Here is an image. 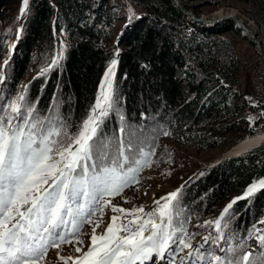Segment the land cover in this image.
<instances>
[{
  "label": "trees",
  "instance_id": "1",
  "mask_svg": "<svg viewBox=\"0 0 264 264\" xmlns=\"http://www.w3.org/2000/svg\"><path fill=\"white\" fill-rule=\"evenodd\" d=\"M181 2L201 15L199 8ZM19 4L0 0V55L4 42L20 28L16 50L4 67V86L12 92L37 54L39 67L48 70L23 93L39 118L54 119L51 114L57 111L56 121L64 131L81 127L101 97L106 69L116 59L114 103L100 125L98 142L115 144L123 126L143 133L145 148L155 145L165 131L176 142L211 148L225 133L245 130L247 120L239 113L249 103L238 89V60L220 49L231 28L242 31L233 20L206 24L187 15L174 0H29L18 24L13 13ZM133 4L142 12L133 11ZM119 20L114 38L111 27ZM261 179L264 144L196 174L182 192L181 213L194 215L198 223L216 218L215 211ZM175 212L182 218L180 210ZM263 218L264 189H258L233 204L220 230L233 220L235 234L247 235L241 225ZM204 225L210 229L212 220Z\"/></svg>",
  "mask_w": 264,
  "mask_h": 264
},
{
  "label": "snow or ice",
  "instance_id": "2",
  "mask_svg": "<svg viewBox=\"0 0 264 264\" xmlns=\"http://www.w3.org/2000/svg\"><path fill=\"white\" fill-rule=\"evenodd\" d=\"M28 3L23 0L21 15ZM7 64L5 60L4 66ZM116 64L113 59L105 72L100 99L74 135H68L58 121L35 115L34 106L25 99L26 91L0 105V264H41L50 247L59 249L61 244L70 243L69 236L85 222L93 223L91 217L111 203L104 197L118 195L130 183L138 182V173L149 164L152 153L144 151L145 140L138 130L121 126L111 149L98 142L100 125L114 103L111 89ZM104 88L109 91L104 93ZM258 189H264V179L251 184L244 196L236 199L250 197ZM179 191L162 198L166 201L163 206L157 202V211L131 210L134 218L126 224H117L120 217L113 216L104 233L97 235L93 228L87 251L77 247L80 256L60 259H74V264H144L153 254L164 259L166 251L176 245L181 252L189 249L187 258L192 264H264V251L257 257L243 244L223 249L231 258L193 249L183 238L185 228L173 225L172 202ZM235 202L229 203L223 214ZM113 211L129 210L113 207ZM215 227L220 230V219ZM177 233L182 235L177 238ZM257 239L264 246V235Z\"/></svg>",
  "mask_w": 264,
  "mask_h": 264
},
{
  "label": "rangeland",
  "instance_id": "3",
  "mask_svg": "<svg viewBox=\"0 0 264 264\" xmlns=\"http://www.w3.org/2000/svg\"><path fill=\"white\" fill-rule=\"evenodd\" d=\"M181 1L188 3L191 7L199 8L202 10L200 16H205L208 19L220 14L233 12L250 25L256 37L258 36L261 41H264V34L261 30L264 26V0ZM206 2H211L212 5H208ZM22 7L23 0H20L19 7L13 13L18 24L23 21L22 17L24 13L21 15ZM132 10L137 13L142 12V9L136 4L132 5ZM189 10L193 11V8ZM120 25L121 21L119 20L115 21L111 27L114 38H116ZM19 34L20 28L16 30L15 34L7 38L1 48L0 72L3 73L4 80L6 78L4 61H9L16 50ZM261 44L264 51V43L261 42ZM220 49L226 56L238 60L240 69L238 89L250 104L242 106L243 101H239V105L242 106L239 114L240 116H245L247 120L243 125L245 130L225 133L224 139L217 146L211 148H201L197 143L186 144L176 142L169 135H163L153 146L144 147V151H150L152 155L149 157V164L143 167L138 173V182L130 183L118 195L104 197L105 200H110L111 203L103 207L102 212L97 211L91 217L93 223L89 224L85 222L79 228L78 232H76V235L69 239L71 241L70 243L65 242L61 244L59 249L50 247L48 254L41 261V264H74V259L73 261L68 259L61 260L60 257L75 258L80 256L81 253L75 251L77 247H80L83 251H87L91 243L94 227L96 234L100 235L105 232L108 225L112 222L111 218L113 216L120 217L117 224H126L129 219L134 218L130 214V211L133 209L143 208L144 213L157 211V202H159L160 206H163L166 201L162 198L167 197L168 194L177 190H180L178 197L172 203L175 206V210H180L179 214L182 215V218L174 211L173 225H182L185 228L186 235L183 238L190 241L193 249H199L205 255H221L227 258H231V253H227L223 249H227L229 246H235L236 244H243L246 248H250L254 255L258 257L264 251V247L257 239L258 236L264 235V218L251 225H245L244 227L241 225L242 228L249 232L247 235H243L244 233L241 235L235 234V230L232 227L233 220H229L228 223L224 224V229L220 231H217L215 227L216 220L220 219L222 222L224 208L233 200H242L236 198L243 197L245 192L240 196L234 195L222 207L219 206L218 209L221 208L213 214L216 218H210L207 221L198 223L194 215H189L186 212L181 213V210L185 207L181 200L182 192L196 174L227 156L245 152L260 144H264V63L256 50V44L243 30L239 31L236 28H231L223 35ZM40 59L37 54H34L32 58L33 63L30 65L29 71L18 79L12 92L6 89L4 82L0 83V105L7 98L11 97L14 99L17 95L22 94L29 83H32L34 79L41 76L40 73H42L43 68H40L38 65ZM103 82L104 78L99 85L100 95L102 94L101 85ZM108 91L109 89L107 88L103 89L104 93ZM230 108L232 109L233 106H230ZM51 115H53L54 121H56V117L60 118L57 111ZM79 129L80 127H74L73 130L71 129L72 131L67 133L68 135H74ZM113 144L111 143L109 147L111 148ZM75 147L74 145L73 150H75ZM113 207H119L129 211L123 213L115 212L113 211ZM144 213H136V215L143 216ZM211 220L212 225L209 229L204 224L206 222L211 223ZM97 223L99 224L98 227H96ZM181 235V233H177V238ZM206 237H211V239L206 241ZM188 251L189 249H185L181 252L176 245H172L166 251L164 259L153 254L152 259L148 260L146 264H173V262L174 264H192V261L187 258ZM156 260L159 262H155ZM202 264H210V261H204Z\"/></svg>",
  "mask_w": 264,
  "mask_h": 264
},
{
  "label": "water",
  "instance_id": "4",
  "mask_svg": "<svg viewBox=\"0 0 264 264\" xmlns=\"http://www.w3.org/2000/svg\"><path fill=\"white\" fill-rule=\"evenodd\" d=\"M175 4L182 9L187 15L190 17H193L194 19H197L199 21L205 22L206 24H216L219 23L225 19H231L233 20L237 26H239L244 33H247L251 40L256 44V50L258 51L263 63H264V51L262 44L259 42L257 37L255 36V33L249 28V25L243 21L241 18H239L237 15H235L232 12L225 13L223 15H219L216 17H212L210 19L206 18L205 16H197L193 11L187 9L182 3L181 0H174Z\"/></svg>",
  "mask_w": 264,
  "mask_h": 264
},
{
  "label": "bare ground",
  "instance_id": "5",
  "mask_svg": "<svg viewBox=\"0 0 264 264\" xmlns=\"http://www.w3.org/2000/svg\"><path fill=\"white\" fill-rule=\"evenodd\" d=\"M233 13V12H232ZM235 14V13H234ZM220 15H223V14H220ZM236 15V14H235ZM219 16V15H218ZM237 25V24H236ZM249 28H250V25H249ZM251 29V28H250ZM252 30V29H251ZM261 30H262V32H263V34H264V26L261 28ZM253 31V30H252ZM254 32V31H253ZM257 39L259 40V42L261 43V42H263L264 43V41H261V39L257 36ZM73 261V260H72ZM72 264V263H71Z\"/></svg>",
  "mask_w": 264,
  "mask_h": 264
}]
</instances>
